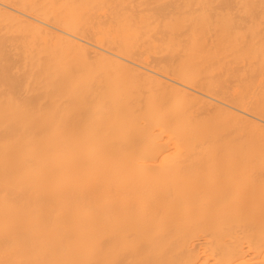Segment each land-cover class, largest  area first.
Here are the masks:
<instances>
[{"label":"bare ground","instance_id":"bare-ground-1","mask_svg":"<svg viewBox=\"0 0 264 264\" xmlns=\"http://www.w3.org/2000/svg\"><path fill=\"white\" fill-rule=\"evenodd\" d=\"M0 264H264V0H0Z\"/></svg>","mask_w":264,"mask_h":264}]
</instances>
